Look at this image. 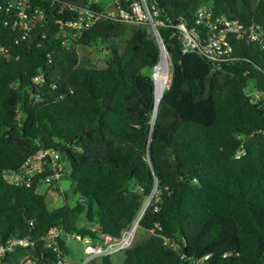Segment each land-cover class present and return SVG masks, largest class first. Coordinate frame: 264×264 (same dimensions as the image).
I'll return each mask as SVG.
<instances>
[{"label":"trees","instance_id":"trees-1","mask_svg":"<svg viewBox=\"0 0 264 264\" xmlns=\"http://www.w3.org/2000/svg\"><path fill=\"white\" fill-rule=\"evenodd\" d=\"M17 2L28 16L42 13L29 29L15 24ZM109 2L0 0V241L36 242L7 264L23 255L55 261L45 247L54 226L120 237L143 207L139 227L149 234L123 251V264H264V48L234 39L231 59L217 67L199 50L183 52L175 27L193 24L203 5L264 27V1L151 0L170 63L156 110L144 70L162 47L148 23L101 15L70 42L62 35L78 9ZM91 45L110 53L104 67L80 54ZM41 147L62 154L74 203L62 193L49 208L38 191L44 174L9 182L7 172ZM88 264L115 262L105 255Z\"/></svg>","mask_w":264,"mask_h":264},{"label":"built area","instance_id":"built-area-1","mask_svg":"<svg viewBox=\"0 0 264 264\" xmlns=\"http://www.w3.org/2000/svg\"><path fill=\"white\" fill-rule=\"evenodd\" d=\"M113 0L103 9L87 6L77 10V16L68 19L61 24L62 35L70 42L73 38L80 36L83 31L89 28L101 15L119 17L126 22L143 21L150 25L158 41L162 40L158 26L162 21L158 17V11L151 0ZM264 1V0H263ZM92 4L99 0H91ZM18 19L15 24H21L29 29L41 12L31 13L29 16L24 10L22 3L17 2ZM181 39L183 52L199 50L208 60L221 66L222 61L231 59L234 50V39L243 40L247 43L256 42L264 48V27L257 22L244 23L228 18L226 15H218L213 11L211 5L200 6L196 11L193 24L186 19H181L175 25ZM71 37V38H70ZM160 43V42H159ZM167 54V53H166ZM168 56V55H167ZM162 58V57H161ZM160 61L153 67L152 78L156 87V74ZM169 73L166 76L167 85L170 80ZM255 91H250L254 94ZM244 151L240 148L236 157H240ZM67 170L62 154L52 147H41L28 156L23 164L16 170H9L6 174L9 182L14 184L30 185L35 176L44 174L43 183L49 187L58 184L62 175ZM146 206V205H145ZM146 207H143L131 224L125 228L120 237L114 238L109 234L100 233L98 238L89 235H82L76 231H68L59 226L49 228L46 232L45 247L57 251V258L50 264H88L91 260L105 255H114L130 248L139 228V220ZM99 225H95L96 230ZM68 248L69 254H64L58 245V239ZM80 241L82 253L76 255L71 246V241ZM36 242L27 236H13L5 241H0V264H7L6 258L9 253L25 246H34ZM72 254V255H71ZM77 257V259H75ZM11 264H40L37 259L29 255H23L18 261Z\"/></svg>","mask_w":264,"mask_h":264},{"label":"rangeland","instance_id":"rangeland-1","mask_svg":"<svg viewBox=\"0 0 264 264\" xmlns=\"http://www.w3.org/2000/svg\"><path fill=\"white\" fill-rule=\"evenodd\" d=\"M103 1H111V0H103ZM79 52L82 56H84L88 61L87 64L89 66L95 67H104L106 65V61L110 55L103 46L101 45H91V46H80ZM154 71V68H146L144 72L148 75H151ZM254 82L253 80L249 81V88L253 89ZM71 178L69 176H64L60 178L58 182V188L49 187L47 184L42 183L38 187V191L40 193L45 194L47 203L49 208H55L63 203L62 193H66L69 196V200L71 203H74L77 199V194L73 193L71 189ZM152 197V196H151ZM149 200H147L148 202ZM149 234L148 231L144 229L138 228L136 238L134 243L139 240H142ZM71 246L74 249L76 255L80 256L82 253V244L80 241H71ZM115 264H123V252H119L113 255Z\"/></svg>","mask_w":264,"mask_h":264},{"label":"bare ground","instance_id":"bare-ground-1","mask_svg":"<svg viewBox=\"0 0 264 264\" xmlns=\"http://www.w3.org/2000/svg\"><path fill=\"white\" fill-rule=\"evenodd\" d=\"M169 59L166 53L162 55L156 74L155 102L158 104L167 86L166 76L169 73Z\"/></svg>","mask_w":264,"mask_h":264},{"label":"water","instance_id":"water-1","mask_svg":"<svg viewBox=\"0 0 264 264\" xmlns=\"http://www.w3.org/2000/svg\"><path fill=\"white\" fill-rule=\"evenodd\" d=\"M159 42H160L161 47H162V54H161V57H162V55H163L164 53H166V50H165V47H164V44H163L162 40H160ZM155 88H156V87H155ZM158 104H159V103H158ZM158 104L155 102V110L157 109Z\"/></svg>","mask_w":264,"mask_h":264},{"label":"crops","instance_id":"crops-1","mask_svg":"<svg viewBox=\"0 0 264 264\" xmlns=\"http://www.w3.org/2000/svg\"><path fill=\"white\" fill-rule=\"evenodd\" d=\"M111 1H113V0H111ZM111 1H110V2H111Z\"/></svg>","mask_w":264,"mask_h":264}]
</instances>
